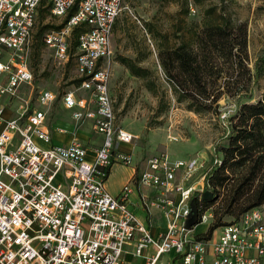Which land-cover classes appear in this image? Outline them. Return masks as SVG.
<instances>
[{"label": "built area", "instance_id": "1", "mask_svg": "<svg viewBox=\"0 0 264 264\" xmlns=\"http://www.w3.org/2000/svg\"><path fill=\"white\" fill-rule=\"evenodd\" d=\"M126 1L45 0L50 17L65 23L41 41L58 65L74 60L81 80L76 92L89 96L86 101L66 92L62 106L71 112L74 130L89 122L103 136L88 159L75 140L52 145L45 125L57 101L54 93L40 92L37 109L26 104L14 118L7 117L2 101L31 86L30 49L42 0H0V264H125L128 246L132 258L145 264H264L263 207L221 227L210 240L185 230L189 203L203 193L209 170L193 179L203 168L198 158L152 156L118 195L106 190L111 166H134L131 154L117 150L135 137L116 126L109 89L113 28ZM189 10L195 14L192 5ZM80 26L86 30L71 55L72 32ZM134 189L142 210L163 214L165 232L153 236L131 212ZM211 220V211L199 216V224Z\"/></svg>", "mask_w": 264, "mask_h": 264}, {"label": "rangeland", "instance_id": "2", "mask_svg": "<svg viewBox=\"0 0 264 264\" xmlns=\"http://www.w3.org/2000/svg\"><path fill=\"white\" fill-rule=\"evenodd\" d=\"M178 2L179 0H128L124 3L112 34L113 55L109 89L116 126L135 137L133 145L136 149L138 171L155 155L165 154L171 160L198 158L203 168L195 173L193 179L196 180L213 165L214 147L223 142L221 139L227 132L228 119L235 113L239 104L254 103L263 98L264 68L262 76L251 88L250 100L224 96L218 102L217 111L202 115L188 112L184 105L177 104L158 64L156 37L157 34H167L174 40V34H182L176 33V28L180 26L179 22L183 18ZM210 6H219V1H207L205 7ZM226 14L234 22L247 25L248 66L254 75L256 64H260L259 60L264 56V0H226ZM201 18L202 10L196 7L195 14H189L187 17V26L191 28L199 25ZM59 23L60 20L51 17H46L43 21L37 20L30 49V69L33 76L31 86L22 89L18 98L4 99L2 102L7 106V117L14 118L26 104L32 110L37 109L40 92L54 93L57 101L47 115L49 129L53 132L56 128L63 129L65 125L62 124L73 126V131H69L70 139L82 144L79 138L85 139L86 142L90 139V124L84 123L74 130L75 124L70 120V112L63 108L60 101V97L66 92H74L77 98L86 101L89 99L87 94L76 92L78 77L74 60L70 59L64 66L58 65L53 60L51 51L39 40H35V35L41 27L57 26ZM52 30L54 29H45L42 34ZM145 53L149 55L139 65L153 72V91L148 90L143 80L132 77L116 61L118 57L133 60ZM159 103L167 106L161 114ZM68 138V135L57 133L52 141L67 143ZM137 214L141 216L140 213ZM152 214L156 225L163 227L167 223L163 214L156 211ZM159 216L162 219L159 220ZM225 221L230 222L231 219L226 218ZM207 225L199 224L192 231L197 235L204 234ZM219 232L220 229L216 230L213 237H217Z\"/></svg>", "mask_w": 264, "mask_h": 264}, {"label": "trees", "instance_id": "3", "mask_svg": "<svg viewBox=\"0 0 264 264\" xmlns=\"http://www.w3.org/2000/svg\"><path fill=\"white\" fill-rule=\"evenodd\" d=\"M207 1L179 0L183 18L176 33L182 34H174V40L167 34L156 37L158 64L175 102L197 115L217 111L218 102L224 96L250 100L251 88L264 68L263 56L260 64H256V73L252 74L248 66L247 25L234 22L226 14V0H218L219 6L205 7ZM190 5L202 10L200 24L191 28L186 21ZM44 6L45 0H42L38 11L40 21L50 17L49 8ZM64 23L65 20L57 26L41 27L35 40L43 45V31L59 30ZM85 30L84 26L73 30L71 55ZM148 55L145 53L133 60L118 57L116 61L153 91V72L139 65ZM76 83L79 85L81 80ZM159 105L161 114L167 106ZM226 128L223 142L214 147V159L218 163L209 168L204 179L203 192H211L213 196L206 201L202 200V194H194L191 198L198 216L206 211L212 214L207 231L196 236L199 240H210L216 230L264 206V96L254 103L239 104ZM226 218L231 221L226 222Z\"/></svg>", "mask_w": 264, "mask_h": 264}, {"label": "crops", "instance_id": "4", "mask_svg": "<svg viewBox=\"0 0 264 264\" xmlns=\"http://www.w3.org/2000/svg\"><path fill=\"white\" fill-rule=\"evenodd\" d=\"M112 49H113V45H112ZM66 111H68V110H66ZM68 112H70V111H68ZM70 120L72 121L71 112H70ZM87 123H89V122H87ZM62 125H65L63 127V129L56 128V130H54L52 132L51 129H49V126L46 122L45 130L49 133L51 140L53 139V137L57 133L59 135H62V136H66V135L69 136V138H68L69 141L67 143H63V142L54 143L52 141V145H54V146L65 147V146L69 145V143L72 141L70 139L71 137H70L69 131H73V126H69L67 124H62ZM90 126H91V124H90ZM60 127H62V126H60ZM91 129H92V127H91ZM59 130H64L66 132V134H60ZM90 133H91V136L87 142L85 141V139L79 138L80 139L79 141H81L84 148L87 150L88 159H91L93 157L94 151L101 145V143L103 141V136L101 134H98L97 132L93 131V129H92V131H90ZM117 150L120 152L126 153V154H131L134 158V166H133V168L125 167V166H121V165H113L110 167L109 174H108L107 180L105 182V188L113 196L118 195L120 190L122 189V187L125 184H127L128 182H131L133 180L135 172L138 170L137 169V160H136V149H135L133 144L132 145H127V144L126 145H124V144L119 145L118 144ZM209 168H210V166L207 169H209ZM117 181H118V185L116 186ZM109 182H110V184H108ZM139 195H140V192L137 191V189H134L133 193L130 196V202H129V209L131 210V212L137 217V219L142 224H144L148 227V229L150 230V233L153 236H157L158 234L165 232L167 223H165V225L163 227L158 225V224L156 225L154 223L153 216H152L153 215L152 212H154V211H156L158 214H162V213L159 212L158 210L153 209L150 212V214H148L144 210H142L140 207V203H139ZM263 208H264V206H263ZM137 212L141 214L140 217L138 216ZM160 218L162 219L161 216L158 217L159 220H160ZM131 250H132L131 246L126 247L127 254H125L123 257L124 263L125 264H145V261L143 259L135 260L134 258H132V256L130 255ZM167 259H169V258L164 257L162 260L166 261Z\"/></svg>", "mask_w": 264, "mask_h": 264}, {"label": "water", "instance_id": "5", "mask_svg": "<svg viewBox=\"0 0 264 264\" xmlns=\"http://www.w3.org/2000/svg\"><path fill=\"white\" fill-rule=\"evenodd\" d=\"M213 196L211 192H203L201 198L203 201L210 199ZM190 213L185 221V230L191 231L194 227L199 224V216L196 206L194 205L193 201L189 203Z\"/></svg>", "mask_w": 264, "mask_h": 264}]
</instances>
